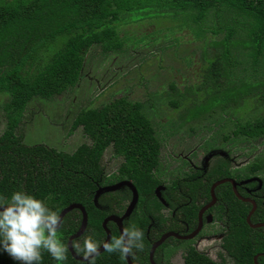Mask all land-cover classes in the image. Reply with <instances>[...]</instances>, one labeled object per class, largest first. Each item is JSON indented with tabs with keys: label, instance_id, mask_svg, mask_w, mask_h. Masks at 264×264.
Wrapping results in <instances>:
<instances>
[{
	"label": "trees",
	"instance_id": "16d2710c",
	"mask_svg": "<svg viewBox=\"0 0 264 264\" xmlns=\"http://www.w3.org/2000/svg\"><path fill=\"white\" fill-rule=\"evenodd\" d=\"M145 16L167 17L178 26L191 24L192 32L203 39L207 33L213 36L204 42L212 50L198 85L202 100L182 111L183 122L230 107L235 110L243 101L240 99L257 89L264 99V76L259 79L256 74L264 58V0H0V92L7 97L1 104L5 129L0 135V197L10 202L14 192L24 191L46 200L57 212L71 202L79 203L86 212L85 230L76 238L81 243L91 234L97 241L103 239L101 219L109 211L114 213L119 202V190H115L99 194L97 205L93 204L95 189L104 181L129 179L138 195L146 197L158 182L151 172L157 165L159 142L152 136L155 132L141 101L118 96L99 107L80 109L70 130L80 127L89 143H80L71 152L43 144L26 146L13 131L28 100L37 96L49 99L77 82L91 45H97L101 53L121 48L123 40L114 26L117 21ZM54 43L58 46L47 53ZM237 50L242 61L236 69ZM169 103L175 104V100ZM232 133L247 139L264 137V114L235 123ZM108 146L121 157L116 172L110 174L104 173L100 163ZM258 166L251 163V170ZM78 211L71 209L61 218L58 236L65 244L79 224ZM235 219L239 223L232 226L244 235L243 218ZM108 226L113 231L111 238L116 236L115 226L110 222ZM237 245L233 255L238 264H251L250 248L243 240ZM67 257L62 264H89L74 259L69 251ZM197 257L194 254L191 264H212ZM258 260L264 264V257ZM0 264L21 262L0 245ZM40 264L58 262L44 251ZM94 264L125 262L118 253L103 249Z\"/></svg>",
	"mask_w": 264,
	"mask_h": 264
},
{
	"label": "rangeland",
	"instance_id": "374dc122",
	"mask_svg": "<svg viewBox=\"0 0 264 264\" xmlns=\"http://www.w3.org/2000/svg\"><path fill=\"white\" fill-rule=\"evenodd\" d=\"M172 21L156 16L122 17L114 24L123 40L121 48L101 53L97 45H91L85 52L80 81L49 99L37 96L28 100L13 132L20 134V140L30 146L43 144L71 152L80 143L89 142L80 127L70 130L74 114L84 107H99L115 97L124 96L130 101H141L142 111L159 138L160 173L169 176L170 171L181 173L185 169V164L179 166L167 154L168 151L176 152V145L190 133V127L199 135L212 132L233 137L229 148L232 154L239 153L240 158L244 152L264 156L261 149L264 148L263 136L247 139L232 133L235 123L249 119L253 114H264V99L259 89L240 99L243 101L235 110L230 107L212 115L199 116L192 122L182 121V111L202 100L198 85L212 50L204 42L205 38L213 36L207 33L203 39L192 32L191 24L178 26ZM57 46L58 43L50 45L47 53ZM238 50L234 52L239 57L234 61L236 69L242 61ZM248 74L253 73L249 70ZM256 74L259 79L263 78L264 58ZM6 98L0 92V132L4 124L1 104ZM170 99L175 100V104L169 103ZM196 141V138L191 140L190 145H195ZM120 161L121 157L113 154L110 146L104 149L100 159L106 174L116 172ZM235 162H239L238 159Z\"/></svg>",
	"mask_w": 264,
	"mask_h": 264
},
{
	"label": "flooded vegetation",
	"instance_id": "af4514ba",
	"mask_svg": "<svg viewBox=\"0 0 264 264\" xmlns=\"http://www.w3.org/2000/svg\"><path fill=\"white\" fill-rule=\"evenodd\" d=\"M189 131L181 139V143L176 145V152L172 154L168 151L167 154L179 166L185 164L186 167L181 173L170 171L169 176L165 172L160 173L158 169L160 142L157 134H152L159 142L157 165L151 172L158 182L148 197L138 195L135 189L137 195L133 208L121 219L122 229L135 224L144 233L143 250H134L135 254L127 257L128 261L124 259L125 264H191L194 254L196 257L197 254L200 255L206 263L208 260L212 264H238L233 253L235 246L239 248V240H243L252 251L251 264H261L258 257H264V249L256 250L254 246L257 245L260 249L264 247V156L244 152L240 158L239 153L232 154L230 151L229 145L233 137L219 136L212 132L199 135L198 131ZM17 135L16 133L15 136ZM17 137L21 139V135ZM195 138L196 144L190 145ZM261 149L264 150L263 147ZM236 159L239 162H235ZM251 163H259V166L251 170ZM218 172L222 173L218 176ZM218 180L221 182L212 186ZM118 181L130 180L118 179L110 183L104 181L101 185ZM130 183L132 184L131 181ZM116 190H119V202L113 207L114 213L106 211H109L108 214L121 216L131 200L132 191L125 184ZM125 193L127 198L124 197ZM103 208L108 209L106 205ZM235 217L243 218L247 228L244 235L240 234L237 226H232V223H239ZM109 222L115 226V235L119 236L116 225L108 221L106 226L110 239L113 231L108 226ZM84 230L85 228L82 233ZM164 233L168 235L149 255L152 244ZM81 234L71 238V246ZM202 240H205L203 245L200 244Z\"/></svg>",
	"mask_w": 264,
	"mask_h": 264
},
{
	"label": "clouds",
	"instance_id": "9594fccd",
	"mask_svg": "<svg viewBox=\"0 0 264 264\" xmlns=\"http://www.w3.org/2000/svg\"><path fill=\"white\" fill-rule=\"evenodd\" d=\"M62 223L59 213L46 200L24 191L14 192L10 202L0 197V245L21 264H40L44 251L58 264L66 261L68 246L58 236ZM143 240V230L133 224L110 241H97L91 234L84 236L82 243L73 241L72 248L83 254L84 261L94 264L101 247L109 254L118 253L121 259H126L143 250Z\"/></svg>",
	"mask_w": 264,
	"mask_h": 264
},
{
	"label": "water",
	"instance_id": "95a60500",
	"mask_svg": "<svg viewBox=\"0 0 264 264\" xmlns=\"http://www.w3.org/2000/svg\"><path fill=\"white\" fill-rule=\"evenodd\" d=\"M221 180H218V181H215L213 183L212 186H215L216 184L220 183ZM123 184H125L126 186H128L130 188V190L132 191V196H131V200L128 202L125 210H124V213L123 215L121 216H116L114 214H108L106 216H104L101 220V228L103 229L104 231V239L103 241H109L110 239V233H109V230L106 226V223L108 221H112L119 233L121 234V232L123 231L122 229V226H121V219L122 217H126L127 214L130 213L131 209L133 208V205H134V201L136 200V191H135V188L132 186V184L130 183V181H118V182H114L112 184H109V185H101V186H98L96 189H95V192L93 194V197H92V201H93V204L96 206V198L99 194L103 193V192H109V191H113V190H116L118 187H121ZM213 187H211L212 189ZM71 209H78L80 211V221H79V224L77 226V229L68 236L67 240H66V245L68 246V251L70 253V255L76 259V260H80V261H84L83 259V255H80V254H77L73 251V248L71 246V238H74L76 236H78L79 234L82 233L83 229L85 228V225H86V212L83 208L82 205H80L79 203H75V202H71L69 203L68 205L64 206L58 213L60 215V217L62 218V216L67 213L68 211H70ZM256 225H259V224H256ZM168 235V233H164L162 234V236L156 240L152 246H151V249L149 251V255H151V252L153 250V248L158 245L162 240L163 238ZM103 250V248L101 247L100 249V252ZM126 260L128 261V258H126Z\"/></svg>",
	"mask_w": 264,
	"mask_h": 264
}]
</instances>
